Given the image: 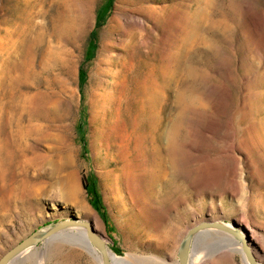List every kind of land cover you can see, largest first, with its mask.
I'll list each match as a JSON object with an SVG mask.
<instances>
[{
	"label": "rangeland",
	"instance_id": "1",
	"mask_svg": "<svg viewBox=\"0 0 264 264\" xmlns=\"http://www.w3.org/2000/svg\"><path fill=\"white\" fill-rule=\"evenodd\" d=\"M161 8L154 29L143 16ZM134 10L154 33L128 34ZM0 76L1 102L37 85L50 100L24 141L0 119V258L96 216L134 264H178L203 221L236 222L264 264V0H0ZM229 236L241 248L217 252L224 236L203 233L191 262L247 264ZM80 237L13 264H101Z\"/></svg>",
	"mask_w": 264,
	"mask_h": 264
},
{
	"label": "bare ground",
	"instance_id": "2",
	"mask_svg": "<svg viewBox=\"0 0 264 264\" xmlns=\"http://www.w3.org/2000/svg\"><path fill=\"white\" fill-rule=\"evenodd\" d=\"M167 12H168V10L166 8H161L159 10H151V11L148 12V14H145V16H143V18H145V20L150 22L152 24V27L154 29H156L158 21L165 15V13L167 14ZM134 13H135V16L124 17L125 25L127 27L126 29H127V31H129L128 34H130V35L134 34L136 31H138L140 34L141 33L144 34V33H147V32H151V33L155 32L154 29H151L149 26H147L146 23L143 20H141V19L136 17V15L139 13L138 11L134 10ZM34 17L35 16L30 15V17H28V19H26L28 21V24H33ZM34 45H36V40L31 41V43L28 42L26 48L28 47L27 49L29 51H32L31 48ZM1 50H4V49L1 48ZM15 52H16V50H15ZM44 66H47L49 70L53 68V66L50 65L49 62H46V65H44ZM26 67H27V65H26ZM4 70H5V68H4ZM6 75H8V74H6ZM0 77H2V76H0ZM11 77H13V76H11ZM25 77L28 80H30V79L35 77V72H33L32 74H30L28 72V73H26ZM4 81H3V79H2V81H0V86H4L6 84ZM16 87H17V81L13 80V79L10 80L9 81V90L12 91V89H15ZM11 97H12V95H11ZM14 98L15 97L13 96V98H11V101L7 102V103L0 101V119L1 120L6 119L7 124H9V122H12L11 120H15L17 122V126H18V130H17L18 139H19V141H24L28 136L36 135L38 133V130L41 127H39V124H36V123H38L37 121H40L44 117L45 113L47 112V107H48L47 105L49 104L50 100H48V98L45 97V94L40 90V86L39 85H37V87L34 88L32 91L22 92L21 100H18L19 103L17 105H14V102H15ZM50 104H51V102H50ZM167 133L168 132L164 131L162 133V135H161L162 141L164 143H166V141L168 140ZM0 148L2 149L3 147H0ZM0 157H2V153H0ZM92 224H93L95 229H98V228L102 227L100 220L96 216L94 217V220L92 221ZM209 232H210V230L206 231L204 233H209ZM216 233L220 234V235H223L224 238H225L224 239L225 241H223L222 244H220V245L217 244L216 245V251L217 252L229 249L230 247H235L237 249L241 248L239 243L236 242L233 237L227 235L226 233L217 231V230H216ZM80 239L82 240V242L85 244V246L92 253H95V255L97 254L96 256L99 257L97 251L90 246L89 241L87 240L84 231H81ZM25 254H23V255H25ZM110 256L112 258L113 264H134V262L130 259L129 256L119 257V256H117L116 254H114L112 252H111ZM200 262L201 261L198 258V260L195 263H192L190 261V264H199ZM245 263H247L246 260H245Z\"/></svg>",
	"mask_w": 264,
	"mask_h": 264
},
{
	"label": "water",
	"instance_id": "3",
	"mask_svg": "<svg viewBox=\"0 0 264 264\" xmlns=\"http://www.w3.org/2000/svg\"><path fill=\"white\" fill-rule=\"evenodd\" d=\"M73 230L84 231L92 248L99 254L101 264H113L110 256L108 240L98 233L91 221L73 216L38 229L30 236L11 248L0 258V264H13L26 252L37 248L40 244L48 243ZM214 230L234 236L242 245V253L247 264H260L254 249L236 222L225 224L218 221H203L191 227L185 234L178 248V264H190L195 252L198 238L206 231Z\"/></svg>",
	"mask_w": 264,
	"mask_h": 264
}]
</instances>
